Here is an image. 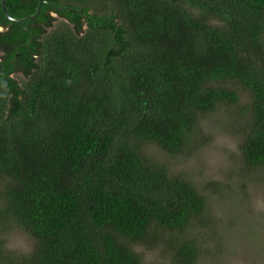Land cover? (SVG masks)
Masks as SVG:
<instances>
[{"label": "trees", "instance_id": "16d2710c", "mask_svg": "<svg viewBox=\"0 0 264 264\" xmlns=\"http://www.w3.org/2000/svg\"><path fill=\"white\" fill-rule=\"evenodd\" d=\"M6 11L23 22L0 0V264H144L136 247L156 244L171 264H199L207 198L147 148L188 151L201 116L224 108L245 170L264 171V0ZM14 226L35 244L12 259Z\"/></svg>", "mask_w": 264, "mask_h": 264}, {"label": "rangeland", "instance_id": "374dc122", "mask_svg": "<svg viewBox=\"0 0 264 264\" xmlns=\"http://www.w3.org/2000/svg\"><path fill=\"white\" fill-rule=\"evenodd\" d=\"M51 15L55 25L62 23L56 13ZM234 89L243 107L247 93L240 86ZM233 122L221 108L201 116L188 151L170 156L155 145L147 148L149 156L194 184L207 198L204 219L208 225L200 224L193 232L201 245L199 264H264V171L245 170L240 142L229 130ZM3 238L12 259L34 249L33 237L20 227H9ZM149 248L136 247L144 264H171L162 245Z\"/></svg>", "mask_w": 264, "mask_h": 264}, {"label": "water", "instance_id": "95a60500", "mask_svg": "<svg viewBox=\"0 0 264 264\" xmlns=\"http://www.w3.org/2000/svg\"><path fill=\"white\" fill-rule=\"evenodd\" d=\"M1 4H2V10H3V12H4L5 15H6V17H7L9 20H11V21H19V22H23V19H13V18H11V17L8 15V13H7V11H6V0H1Z\"/></svg>", "mask_w": 264, "mask_h": 264}, {"label": "flooded vegetation", "instance_id": "af4514ba", "mask_svg": "<svg viewBox=\"0 0 264 264\" xmlns=\"http://www.w3.org/2000/svg\"><path fill=\"white\" fill-rule=\"evenodd\" d=\"M1 29H3V30H4L5 28L1 27Z\"/></svg>", "mask_w": 264, "mask_h": 264}]
</instances>
